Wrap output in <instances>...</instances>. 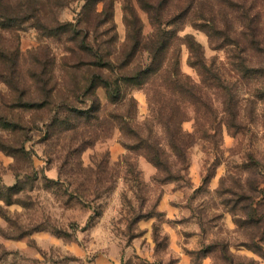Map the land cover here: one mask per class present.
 Here are the masks:
<instances>
[{
    "label": "rangeland",
    "instance_id": "1",
    "mask_svg": "<svg viewBox=\"0 0 264 264\" xmlns=\"http://www.w3.org/2000/svg\"><path fill=\"white\" fill-rule=\"evenodd\" d=\"M125 1L113 0L120 41ZM131 1L149 35L148 14ZM83 2L56 16L73 20ZM162 21L176 29L169 53L197 95L178 104L189 142L181 176L166 180L141 150H126L122 141H134L99 87L98 119L61 134L39 125L24 159L0 150V264H264V0H169ZM19 46L22 71L33 49L62 51L29 26ZM155 90L128 91L133 124L162 142ZM4 94L0 83V102Z\"/></svg>",
    "mask_w": 264,
    "mask_h": 264
},
{
    "label": "trees",
    "instance_id": "2",
    "mask_svg": "<svg viewBox=\"0 0 264 264\" xmlns=\"http://www.w3.org/2000/svg\"><path fill=\"white\" fill-rule=\"evenodd\" d=\"M73 1L0 0V83L5 87L0 102V150L24 159V143L39 125L46 133L61 134L98 119L103 109L97 95L101 87L114 107L111 116L118 129L134 141H122L126 150H141L158 175L179 179L189 142L181 127L178 104L180 98L193 101L197 95L192 81L180 71L176 51L169 53L178 38L176 29L163 27L170 21H162L169 0H136L154 27L149 35L143 34L142 21L132 1L126 0L122 41L113 20V0H84L73 20H60L56 11ZM27 26L60 42L62 51L57 56L48 46L33 49L29 66L22 71L19 31ZM188 48L190 64L195 66L196 60L191 58L196 56L198 44L190 42ZM144 53L147 61H138ZM153 86L161 91L152 93L149 111L158 117L164 143L149 139L133 124L135 99L128 90L151 92ZM123 104L124 110L120 108ZM146 132H151L150 128L146 127ZM226 261L231 263L229 258Z\"/></svg>",
    "mask_w": 264,
    "mask_h": 264
}]
</instances>
